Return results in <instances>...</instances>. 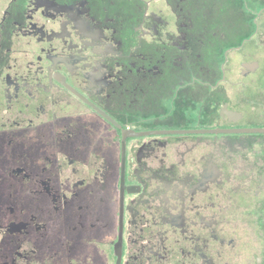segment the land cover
Segmentation results:
<instances>
[{"label":"flooded vegetation","instance_id":"af4514ba","mask_svg":"<svg viewBox=\"0 0 264 264\" xmlns=\"http://www.w3.org/2000/svg\"><path fill=\"white\" fill-rule=\"evenodd\" d=\"M0 264H264V0H0Z\"/></svg>","mask_w":264,"mask_h":264}]
</instances>
